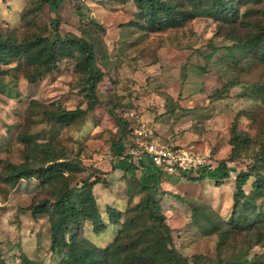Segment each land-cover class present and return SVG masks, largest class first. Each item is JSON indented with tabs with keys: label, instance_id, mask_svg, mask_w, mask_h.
Returning <instances> with one entry per match:
<instances>
[{
	"label": "rangeland",
	"instance_id": "obj_1",
	"mask_svg": "<svg viewBox=\"0 0 264 264\" xmlns=\"http://www.w3.org/2000/svg\"><path fill=\"white\" fill-rule=\"evenodd\" d=\"M263 5L264 0L240 6L233 23L200 15L178 27L149 31L139 26L143 19L131 0H51L49 4L39 0H0V31L12 30L18 40L36 33L50 35L54 18L60 33L80 34L82 20L101 22L107 58L100 64L102 77L96 84L100 101L67 124L57 122L50 112L85 107L80 72L74 67L73 57L61 58L56 69L32 81L24 76L32 70L30 65L20 61L16 67H11L15 62L4 66L0 88L2 258L19 264L18 253L23 251L38 264H54L60 254L48 249L46 216H31L26 208L44 198L50 201L58 180L40 184L30 177L13 185L3 180L5 163L20 162L30 151L23 136L48 143L60 156L75 158L82 169L70 176L71 186H77L96 168L101 170L98 173L103 181L93 184L92 191L103 215L105 204L123 209L139 201L145 189L135 180L154 184L155 198L170 227L171 244L186 257L195 254L200 259L204 255L212 264H241L238 260L242 258L263 255V199L255 200L260 219L250 225L234 226L218 247L217 232L210 229L200 213L208 204L215 210L216 222L222 228L229 226L226 218L231 208L233 176L251 162L258 142L264 138V61L240 41L264 24L260 11ZM246 6L252 9L241 13ZM230 81L233 83L222 89ZM215 88L222 90L215 93ZM130 109L135 110L137 118L145 113L143 121L152 125V133L159 141L207 153L213 165L229 152L233 119L236 132L249 142L239 149L234 160L226 162L228 177L218 186L208 178H181L197 174L198 169L178 175L162 169L157 175L158 170L143 165L142 159L133 163L126 156L134 143L132 129L136 124L135 118L124 114ZM37 154L41 155V151ZM138 166L141 170H134ZM258 168L264 172V164ZM248 187L249 181L243 185L244 190ZM173 193L183 199L175 198ZM146 221L144 214L141 222ZM80 230L99 245L114 234L110 224L96 234L88 221Z\"/></svg>",
	"mask_w": 264,
	"mask_h": 264
},
{
	"label": "trees",
	"instance_id": "obj_2",
	"mask_svg": "<svg viewBox=\"0 0 264 264\" xmlns=\"http://www.w3.org/2000/svg\"><path fill=\"white\" fill-rule=\"evenodd\" d=\"M45 1L48 4L51 0ZM124 1V0H120ZM136 7V13L142 17L139 26L144 30L156 31L169 27H178L190 18L204 15L224 23H233L239 15V7L261 0H131ZM252 6H246L241 13H246ZM260 11L264 14V5ZM81 33H60L54 18L50 24L51 34H33L29 38L18 40L12 30L0 31V88L3 85V73L11 62L16 67L21 61L30 65L32 70L24 74L27 80H34L42 74L58 67L61 58L73 57L74 67L80 72V88L86 98L85 107L62 109L50 116L62 124L71 122L74 118L90 109L100 101L97 94V82L102 77L100 64L106 62L102 43L104 26L97 20L91 23L81 21ZM242 45L253 55L264 61V24L250 31L240 39ZM97 57L100 61L97 62ZM224 83L222 89L232 84ZM222 89H214L215 93ZM108 100L109 98L106 97ZM176 100H173L175 103ZM52 113V114H51ZM125 120H120L124 122ZM25 144H30V151L20 162H6L3 180L10 185L19 179L33 177L40 184L58 180V186L53 198H46L27 205L31 216L45 215L48 223V249L60 252L54 264H212L206 261V256L197 259L195 254L190 257L178 252L171 244L170 227L164 221V214L155 198V185L140 183L145 189L143 196L132 205L123 209L111 204H105L103 213L95 200L92 186L103 181L95 170L84 177L80 183L69 185L70 176L82 169L74 159L60 156L48 143L41 144L23 136ZM248 138L235 130V121H231L229 152L225 158H220L211 168H196L199 172L192 176H181L190 181L208 178L215 186L228 177L227 161L234 160L240 153V148L248 145ZM41 151V155L37 151ZM126 156H129L126 154ZM251 162L245 168L235 172L231 191V208L226 221L227 228H222L215 220V210L208 204L200 211L209 222L210 229L217 232L216 246L224 242L227 232L234 226L250 225L261 217V211L256 209V199L264 200V172L258 166L264 164V138L261 139L255 152L250 157ZM162 170V169H160ZM158 170L157 175L160 173ZM190 169L172 171L178 175ZM249 181V187L243 185ZM175 198H183L176 193ZM189 204L196 210L192 200ZM144 214L148 221L141 222ZM122 220L119 222L120 217ZM88 221L94 233L102 231L107 224L113 226L114 234L104 244H93L81 233V226ZM19 264H38L23 251L18 253ZM241 264H264V254L254 258H242ZM0 264H13L4 260L0 254Z\"/></svg>",
	"mask_w": 264,
	"mask_h": 264
},
{
	"label": "built area",
	"instance_id": "obj_3",
	"mask_svg": "<svg viewBox=\"0 0 264 264\" xmlns=\"http://www.w3.org/2000/svg\"><path fill=\"white\" fill-rule=\"evenodd\" d=\"M124 114L136 120L132 129L134 143L127 149L132 161L138 162L146 156L154 165L168 172L213 166L207 153L176 147L172 142H161L156 139L152 133V125L137 118L135 110H125Z\"/></svg>",
	"mask_w": 264,
	"mask_h": 264
},
{
	"label": "crops",
	"instance_id": "obj_4",
	"mask_svg": "<svg viewBox=\"0 0 264 264\" xmlns=\"http://www.w3.org/2000/svg\"><path fill=\"white\" fill-rule=\"evenodd\" d=\"M144 116H145V113L143 112V113H141V114L139 115V119L143 120V117H144ZM155 138H156V137H155ZM156 139H157V138H156ZM129 159H130V158H128V160H129ZM130 161L134 163V161H132L131 159H130ZM141 163H142L143 165H144V164H147V165L151 166L152 169L160 170V168L157 167L156 165L152 164V162H150V160H149L148 157H146V156H144V157L142 158ZM134 170H141V169H140V166H138V168H134ZM140 172H141V171H140ZM141 177L143 178V179L141 178L143 181H144L145 178H146V177L143 176V174H141ZM144 182H145V181H144Z\"/></svg>",
	"mask_w": 264,
	"mask_h": 264
}]
</instances>
